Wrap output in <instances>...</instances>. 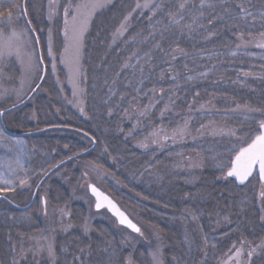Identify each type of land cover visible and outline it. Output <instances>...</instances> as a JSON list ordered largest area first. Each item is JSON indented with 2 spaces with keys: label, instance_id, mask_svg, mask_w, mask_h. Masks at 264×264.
Here are the masks:
<instances>
[{
  "label": "trees",
  "instance_id": "16d2710c",
  "mask_svg": "<svg viewBox=\"0 0 264 264\" xmlns=\"http://www.w3.org/2000/svg\"><path fill=\"white\" fill-rule=\"evenodd\" d=\"M35 1L27 0L25 8L39 48L46 54L51 30L53 52L58 57L64 51V5L68 0H59L51 21L49 0ZM143 1L115 0L92 19L83 53V112L81 108L72 110L57 97L58 90L46 70L43 85L53 98L49 96L43 106L45 123L78 129L95 140L94 149L74 159L80 164L82 184L93 180L121 205L130 204L146 226L161 234L165 251L189 256L181 248L191 244L192 255L205 258L203 264H213L210 256H226L241 248L247 258L246 251L256 248L257 253V246L264 242V224L255 220L264 183L254 175L238 185L226 177L227 168L221 170L218 164L230 163L234 152L227 151L234 143L258 133V117L257 121L250 117L239 122L240 115L228 112L240 106H251L256 114L264 111V71L255 72L249 61L227 55L226 43L233 34L228 27L221 29L219 22L205 21L206 29L191 35L184 18L178 25L169 24L167 14L176 11L180 0H159L162 10L156 15L149 9L133 12L136 3ZM15 2L21 5V0ZM188 10L187 5L183 17ZM129 13L123 36L114 41ZM14 16L17 23L26 25L19 12ZM237 26L244 27L243 23ZM59 72L62 76V69ZM185 123L183 137L173 138L176 127L183 128ZM213 123L221 129L223 125L225 131L236 130L237 136L214 134L210 130ZM158 130L162 135L153 143L154 138L146 135ZM46 133L49 157L63 155L62 160L90 146V140L75 131L51 129ZM142 143L147 147H141ZM56 191L64 195L57 207L61 205L63 211L56 210L53 224L46 221L45 212H39L35 214L38 223L34 221L25 231L17 224L11 232L7 226L0 231V252L11 264H36L35 257L29 261L26 235L46 230L50 224L56 250L64 249L62 261L66 264H76V257L82 263L84 258L90 264L98 263L106 255L104 248L115 252L122 247L105 222L84 220V205L68 195L65 184ZM53 197L54 192L47 203L49 210ZM0 205L15 210L6 202ZM37 206L41 211L44 208L35 200L28 212L37 213ZM85 223L94 228L85 231ZM213 240L217 241L215 252L206 253L204 242ZM255 256L259 258L249 264H264V251Z\"/></svg>",
  "mask_w": 264,
  "mask_h": 264
},
{
  "label": "rangeland",
  "instance_id": "374dc122",
  "mask_svg": "<svg viewBox=\"0 0 264 264\" xmlns=\"http://www.w3.org/2000/svg\"><path fill=\"white\" fill-rule=\"evenodd\" d=\"M27 1V0H26ZM46 3L48 0H41ZM159 0H150L152 3L160 4ZM40 2V0L35 1ZM115 0H109L106 6L102 9H99L97 12L105 9L110 6ZM143 2H139L143 4ZM22 3V0H21ZM26 3V2H25ZM187 5L189 10L187 14L184 16L186 24L191 27V35L192 33L198 34L203 31L205 28V21H212L211 23H220V28L224 29L228 27L232 31V36L227 40V47L225 49L227 55L231 57H242L246 61H249L251 67L256 72V69H263L264 71V48L258 47L257 45L261 42H264V0H204V6L201 7V0H187ZM238 5H242L247 11L251 12V16H243L242 19L239 17L242 16L240 12V8ZM38 6V4L36 5ZM45 6V5H44ZM41 6L39 7V9ZM26 9V8H25ZM38 9V8H37ZM227 9V11H226ZM40 10H43L40 9ZM143 10V9H142ZM146 10V9H145ZM19 12L22 15V9L20 5ZM96 12V13H97ZM95 13V14H96ZM201 13H203L201 15ZM95 16V15H94ZM93 16V18H94ZM15 17V16H14ZM13 17V20H14ZM23 17V15H22ZM24 18V17H23ZM92 18V19H93ZM16 21V20H14ZM92 21V20H91ZM88 26V30L84 34L83 38V46L80 52V78L77 83L76 94L74 95V89L72 83L69 82V69L64 64L61 63V55L58 57L55 56L56 60V72L53 74L52 72V57L47 56L46 54L41 52L40 56L45 57V76L46 70L49 73L52 82L56 89L58 90L56 95L64 104L70 107L72 110H80L83 108L84 98L86 91L83 86V53H84V43L85 36L89 31L90 24ZM126 21L124 19L123 24ZM243 23V26H237V24ZM19 24V25H18ZM14 27L17 31H22L24 29H29L23 23H14ZM261 27V28H260ZM120 28V27H119ZM118 28V29H119ZM222 34V33H220ZM29 45L24 49L26 53H35L33 58V65L38 61V52L35 45L34 38L29 30ZM239 45V47H238ZM64 49V48H63ZM241 55V56H240ZM46 59H48V65L46 66ZM248 59V60H247ZM59 68L62 69L63 75L60 76ZM49 70V71H48ZM42 72L41 65L38 68H34L31 72L27 70V56H25V65L22 66L15 57L9 58L8 60L0 63V93H3L5 89L8 91L2 95H0V110L6 109L21 100H23L29 92L33 89V87L38 82L40 75ZM259 72V71H257ZM23 81V83H21ZM49 88L43 85V81L36 93L24 104L21 106L5 113L2 116L6 127L12 132H18L20 130L25 129V131H32L34 129L43 128L45 126H49L45 123L43 112V106L46 101L49 102ZM51 97V96H50ZM53 97H51L52 99ZM55 99V97H54ZM254 108L249 107H238L233 111L228 112V114H234L235 116L240 115L243 122L244 119H256L257 117L260 119H264V111L260 112L261 114H256ZM200 113L203 111L200 109ZM256 114V115H255ZM46 115V114H45ZM222 115V114H221ZM254 115L256 118H254ZM223 116V115H222ZM245 121V120H244ZM259 125V123H258ZM174 126V124L172 125ZM208 127V126H207ZM222 129L218 125L212 124L210 127L212 132H218L220 130H225L226 128L222 125ZM177 129L180 127H176ZM206 132V128L202 127ZM62 129V128H58ZM174 129V128H173ZM209 129V127H208ZM65 130V129H63ZM44 132H39L36 134L24 135L20 137H13L5 133L0 124V162H2L3 167H0V171L7 172L8 166L11 164V167L15 169L16 175L20 177H24L27 175L28 184L25 186H20L17 183V186L14 191L10 192H0L2 195H7L12 201L23 205L27 201L30 200L32 194V187H35L37 181L41 178L43 173H45L49 168L54 166L56 163L60 162L63 155L51 156L49 157L48 147L50 137L49 134H45ZM155 132V131H153ZM147 133L146 137H151L154 139H158L159 136L153 137L152 133ZM41 133H44L41 135ZM39 134V135H38ZM162 135V134H160ZM166 135H170L166 134ZM49 138H48V137ZM53 138V136H52ZM16 141H20L21 143L16 144ZM90 141V146H91ZM86 145L89 146L88 143ZM89 146V147H90ZM88 147V148H89ZM232 147V146H231ZM229 147L228 149H230ZM11 148V151H9ZM95 148V147H94ZM93 148V149H94ZM91 151V150H90ZM68 152V151H67ZM229 153V151H227ZM234 155V154H233ZM232 155V156H233ZM19 157V162L23 166V170L16 166V158ZM232 158V157H231ZM76 159V158H75ZM78 159V157H77ZM63 160V159H62ZM79 162L74 159L66 162L55 171H53L40 185L37 193H36V201H41V197H44L46 203H42L44 208L41 211L40 206H37V213L33 214L28 212L29 208L26 209H15L10 210L3 205H0V231L7 228V231L15 229L16 224L20 225L24 231L27 230L30 225L34 224L33 222L38 223V219L35 214H39V212H45L46 221L53 224L55 221L58 211H63L60 205L58 207V202L64 198L60 192L56 191V187L58 185L67 187V193L69 196H73L80 202L81 205H84L83 218L84 220L93 219L95 222L100 221L102 223H106V227L110 229L112 232L111 236L115 237L119 244L122 247H119L118 251H112L110 249L104 248V253L106 254L98 263L94 264H154L152 259V253L158 251L159 259L162 261V264H167V258L169 264H203L205 258L202 256H193L194 253L192 249V245H188L186 247L181 248L183 255L187 252L189 256H180L177 254L176 250L165 251L166 244L163 242L161 234L156 232L151 227L146 226L140 218L136 215L133 208L130 204L121 205L118 201V204L130 215V217L139 225L141 233H134L130 231L128 228L119 225L116 219L110 215V213L106 209L95 210L94 209V199L92 195L88 192V184L93 182V180H88L86 182H81L82 175L80 172V166L78 168ZM80 165V164H79ZM229 165V164H228ZM88 173V171H87ZM91 175H93L91 173ZM94 183V182H93ZM34 184V186H32ZM96 184V183H95ZM56 185V186H55ZM98 186V185H97ZM54 192V204H57L56 207L51 206L52 209H48V202L50 199V194ZM65 191H62L64 194ZM262 193H264V188L262 189ZM111 196V195H110ZM52 199V200H53ZM35 202V201H34ZM33 202V203H34ZM259 202V211L255 212L258 214L255 215V220H261V224H264V196L258 201ZM1 203V202H0ZM50 212V213H49ZM45 216V215H44ZM47 216H50L49 219ZM49 225L46 230L42 229V231H38L36 233H29L26 236L28 249V256H30V260L32 261L35 257L36 264H66L62 261L64 256V249L58 248L56 250V243L54 240V233L50 231L53 225ZM7 226V227H6ZM94 228L93 226L87 224V229ZM95 229H97L95 227ZM11 232V231H10ZM34 234V235H32ZM25 236V237H26ZM264 241V236L262 239ZM217 241L207 242L205 244V251L207 252H215L214 247H216ZM49 245L52 248V255H49ZM207 245V246H206ZM211 247H209V246ZM195 247V246H194ZM24 247H21L23 249ZM211 249V250H210ZM233 249V248H232ZM20 250V249H19ZM25 250V248L23 249ZM264 251V242L261 244L259 252ZM107 252V253H106ZM254 253L252 258H246V255L241 254L239 257L235 256V253H231L229 255L224 256L223 254H218L215 256H210L213 264H249L250 260H256L255 255L258 253ZM211 253V254H213ZM246 253H248L246 251ZM207 256V255H206ZM254 256V257H253ZM256 257V258H255ZM26 259V256L25 258ZM76 264H90V261H87V258H84V262H81L80 257H76L74 259ZM9 259L7 260L6 256H4L0 252V264H9ZM253 263V262H252ZM11 264V263H10ZM14 264H23V262H14ZM68 264V263H67Z\"/></svg>",
  "mask_w": 264,
  "mask_h": 264
},
{
  "label": "snow or ice",
  "instance_id": "6c2138e0",
  "mask_svg": "<svg viewBox=\"0 0 264 264\" xmlns=\"http://www.w3.org/2000/svg\"><path fill=\"white\" fill-rule=\"evenodd\" d=\"M109 0H68V3L64 5V53L61 55V63H64L69 69V82L72 83L74 92L76 94L77 83L80 78V52L83 46V38L85 32L88 30L90 21L92 20L95 13L106 6ZM204 6V0H201V7ZM60 7L59 0H49V10H48V19L51 21L54 16L57 15V9ZM176 11L169 12V24H180L183 20V13L187 8V0H180L176 4ZM242 16L239 18L242 19L243 16H251L252 13L247 11L242 5H238ZM7 9V11H5ZM20 5L15 2V0H0V63L9 58L15 57V59L22 65H25V56H27V70L31 72L34 68H38L40 65L45 63V57L41 56L35 65H33V58L35 53H26L24 49L29 45V29H24L22 31H17L14 27V23L18 21L13 20L14 12L19 11ZM138 9H149L153 15L160 10L162 6L160 4L152 3L150 0H145L143 4L137 2L133 12ZM227 11V9H226ZM132 13H129L124 19L127 21ZM203 13H201L202 15ZM22 15L27 16V11L25 10ZM179 17V18H177ZM212 21H209L211 23ZM29 25L31 21L28 22ZM126 30V25L121 24L120 28L117 29L116 34H114L113 40L118 36H123L124 31ZM32 32H35V29H31ZM264 35V33H262ZM36 44H39V38L36 39ZM258 47L264 48V42H261L257 45ZM159 47V45H157ZM239 47V45H238ZM47 56L52 57V72H56V60L53 52V42H52V33L49 30V39H48V51ZM247 75V73H245ZM40 79L43 80V75L40 76ZM23 83V81H21ZM39 87V85H37ZM8 90L5 89L3 93H6ZM35 91V89H33ZM15 105H13L14 107ZM7 110H0V116L5 115ZM83 112V108H81ZM255 111V110H249ZM143 114V113H141ZM187 129V123L183 128L175 129L172 133L173 138L179 135L181 138L185 134ZM160 130L152 133L153 137L160 136ZM214 134L227 135L230 137L237 136L236 130L229 129L227 131L221 130L219 133L214 132ZM2 136V133H0ZM164 139L169 137L165 134ZM239 140V137H237ZM250 141V142H249ZM153 143H157V140L153 139ZM21 143L16 141V144ZM141 147H147L146 143H142ZM11 151V148H9ZM230 153L234 152V157L230 161V166L225 163L218 164V167L223 170L227 168L226 177H235L239 183L243 184L249 179L254 173L255 170H258L259 179L264 183V119L259 121L258 134L253 137H250L248 141L240 140L239 144L234 143L230 149ZM16 166L23 170V166L19 162V157L16 158ZM0 167H3L2 162H0ZM47 173H45L46 175ZM28 177H20L16 175V171L11 167V164L8 166V171H0V192H10L14 191L17 183L20 186H25L28 184ZM92 194L96 197V208L100 209L102 207H107L108 210L117 218L120 224L126 225L133 232L141 233L140 228L136 226L120 208L104 193L100 192L96 187L89 185ZM39 188V184H37ZM264 196V193H261ZM41 202L46 203L44 197H41ZM264 219V217H262ZM85 231H87V223L84 225ZM243 243V242H242ZM261 247V246H257ZM49 255H52V248L49 245L48 248ZM158 249L156 252L152 253V259L154 264H162V261L158 256ZM256 251V248H252L248 253L249 259H251L253 253ZM242 253L241 249H236L235 256L239 257Z\"/></svg>",
  "mask_w": 264,
  "mask_h": 264
},
{
  "label": "water",
  "instance_id": "95a60500",
  "mask_svg": "<svg viewBox=\"0 0 264 264\" xmlns=\"http://www.w3.org/2000/svg\"><path fill=\"white\" fill-rule=\"evenodd\" d=\"M25 2H26V0H22V3H21V9H22V13L26 10L25 9ZM23 17H24V20H25V22H26V25L28 26V28H29V30H30V32H31V34H32V36H33V38H34V41H35V44H36V39H37V35H36V33L35 32H32L31 31V29H33L32 28V26H31V24L29 25V20H28V18H27V16H24L23 15ZM36 48H37V52H38V57L40 58L41 56H40V48H39V44H36ZM41 67H42V72H41V75H43V77L45 76V66H44V64L43 65H41ZM40 75V76H41ZM42 81L43 80H41L40 78H39V80H38V82L36 83V85L33 87V89H35V91H33V89L29 92V94L22 100V101H20L19 103H17V104H15V106L13 107V105L12 106H10V107H8V108H6V109H3V110H7L5 113H7V112H9V111H11V110H13V109H15V108H17V107H19V106H21L22 104H24L26 101H28L35 93H36V91H37V89L39 88V87H37V85H41V83H42ZM0 124H1V127H2V129H3V131L5 132V133H7L8 135H10V136H13V137H20V136H24V135H30V134H36V133H39V132H43V131H48V130H51V129H58V128H62V129H67V130H72V131H75V132H78V133H80V134H83V135H85L86 137H88L89 139H90V141H91V146L89 147V148H87V149H85V150H83V151H80V152H78V153H76V154H74V155H71V156H69V157H67V158H65V159H63V160H61L60 162H58V163H56L54 166H52L51 168H49L45 173H47L46 175H45V173L41 176V178L38 180V182H37V184H39V187H40V185H41V183L53 172V171H55L57 168H59L60 166H62L63 164H65L66 162H68V161H70V160H72V159H75V158H77V157H79V156H81V155H84V154H86L87 152H89L90 150H92L95 146H96V142H95V140L90 136V135H88V134H86V133H84L83 131H80V130H78V129H74V128H70V127H66V126H58V125H51V126H47V127H44V128H41V129H37V130H32V131H26V132H12V131H9V130H7V128L5 127V125H4V123H3V121H2V116H0ZM258 134V133H257ZM235 154V153H234ZM234 157V155L232 156V158ZM231 158V159H232ZM231 161V160H230ZM229 166H230V164H229ZM226 171H227V169H226ZM226 171H225V175H226ZM257 175V177L259 178V173H258V170H255L254 171V173H253V175ZM252 175V176H253ZM251 176V177H252ZM251 177H249V179L251 178ZM229 178H231L236 184H238V185H243V184H245L247 181H245L243 184H241V183H239V181H237L236 179H235V177H229ZM260 180V179H259ZM37 184H36V186H35V188H34V191H33V194H32V197H31V199H30V201L26 204V205H18V204H16V203H14L13 201H11L10 199H8L6 196H4V195H0V200L2 199V200H5L6 202H8L10 205H12L14 208H16V209H26V208H29L31 205H32V203L34 202V200H35V197H36V192H37V190H38V188H37ZM89 185H92V186H94V187H96L100 192H102V193H104L106 196H108L109 197V199H111L119 208H120V210L121 211H123L124 213H125V215L134 223V224H136V226L139 228V225L130 217V215L118 204V202L114 199V198H112L108 193H106L104 190H102L100 187H98L95 183H93V182H90L89 184H88V192L92 195V197H93V199H94V209L95 210H101V209H106L109 213H110V215H112L115 219H116V221H117V223L119 224V225H122V224H120L119 223V221L117 220V218L108 210V208L107 207H102V208H100V209H97L96 208V197L92 194V192H91V190H90V187H89ZM122 226H124V227H126V228H128L126 225H122ZM130 231H132L130 228H128ZM133 232V231H132ZM134 233H136V232H134Z\"/></svg>",
  "mask_w": 264,
  "mask_h": 264
},
{
  "label": "flooded vegetation",
  "instance_id": "af4514ba",
  "mask_svg": "<svg viewBox=\"0 0 264 264\" xmlns=\"http://www.w3.org/2000/svg\"><path fill=\"white\" fill-rule=\"evenodd\" d=\"M4 196L8 197L7 195H4ZM8 198H9V197H8ZM2 201L5 202L4 200L1 199L0 202H2Z\"/></svg>",
  "mask_w": 264,
  "mask_h": 264
}]
</instances>
